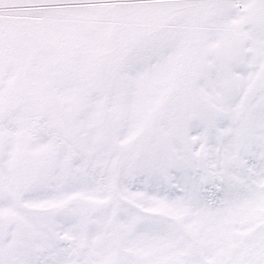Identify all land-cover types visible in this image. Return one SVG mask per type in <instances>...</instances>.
Here are the masks:
<instances>
[{
    "label": "snow or ice",
    "instance_id": "obj_1",
    "mask_svg": "<svg viewBox=\"0 0 264 264\" xmlns=\"http://www.w3.org/2000/svg\"><path fill=\"white\" fill-rule=\"evenodd\" d=\"M0 264H264V0H0Z\"/></svg>",
    "mask_w": 264,
    "mask_h": 264
}]
</instances>
